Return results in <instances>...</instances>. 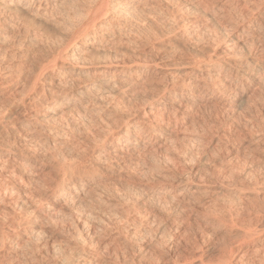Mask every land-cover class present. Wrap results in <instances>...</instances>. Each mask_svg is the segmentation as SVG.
Wrapping results in <instances>:
<instances>
[{
    "label": "rangeland",
    "instance_id": "obj_1",
    "mask_svg": "<svg viewBox=\"0 0 264 264\" xmlns=\"http://www.w3.org/2000/svg\"><path fill=\"white\" fill-rule=\"evenodd\" d=\"M84 1H87V0H84ZM81 3H85V2L82 1ZM237 13L239 12L238 11L227 12L226 18L224 20H227V19L228 20L227 21L219 20V22L233 23V21L237 18ZM196 15L197 16L195 17L187 16V18L189 19L199 18L200 20H204L203 16L201 17L199 13ZM260 15L261 14H258V16H256L254 19L256 23L258 21L257 23L258 25L257 27H255V29L258 28V26L260 28V26L262 25L260 29L258 28L256 29V31L254 29L253 32L254 33L256 32L255 34L257 35L260 32L264 31V17L262 15L261 17ZM28 18L29 20L31 18L30 20L32 21L31 23H34L36 27H39V28H34L35 27L34 26L33 28L29 30V33L30 34L31 33L41 34V39H43L44 41L48 43H47V46H45V45L39 44V42L37 41V43H35L32 48L29 47L28 50H24L23 52H21L22 54H20L19 52V57L14 62L17 65H19V69H21L22 74L20 73L19 75L21 79L19 81V84H20L19 92H17L16 98H19V96L21 95V92H23V88L25 90L26 86L24 87L23 83L25 82L28 83L29 81H31L29 79H33V76H35L36 73L39 72L40 66L48 63L51 60V58L56 55L57 53L56 51H59L58 45L56 46L54 44H57L56 42L61 41V40L68 41L69 39H71V34L65 31H62L64 29L59 25V22L57 19L52 20L53 17L52 19L50 18L42 19V18L33 17V16H29ZM259 23H262V24L260 25ZM153 26H155L154 29L158 31L156 32L157 35H159L157 37L159 38L161 37L160 39H157L158 41H155L156 40L155 39L154 41L150 40V42L148 43V42H145L143 39L141 40L136 39V41L134 40L135 43L133 42V43L126 44V45L116 46L117 48L110 47V46H108L110 48H107L106 46L102 48L99 47L98 50L93 47L89 48V52H87L85 55L87 58L83 57L81 59L84 61V63L83 61L80 60L79 63L81 62L82 63L81 64L78 63V65L75 66L76 69L81 67L85 69L86 72H93L100 68H108L109 70L115 69L117 68L116 66H118L119 63H120L119 66L126 64L125 66L129 65L128 67L132 69L131 72H138L141 70L149 71L148 73H151V77L153 78L151 79L153 80L151 84H154L155 82L160 83V81H157V80L161 76L164 77L163 75H166L165 77L169 81H177V80L187 77L190 71H193V72L196 71V68L193 65L194 62L197 60L204 59L207 56H210L212 52H216L217 54H221L223 56L229 55L231 58L241 57L239 59L242 62H245V61L252 62V63H249L247 66H245L246 68L244 67V69L246 70L251 69L252 72L253 71L255 72L256 70H258L259 64H264V57H263L264 50L262 53L263 56L258 51L259 48L264 45L257 43L255 48L252 51H249L248 49L249 40L248 38H246L245 40H247L248 42L247 41L245 42L244 40V42H242V44L237 46L236 49L234 50L232 49L231 50L232 52L231 51L227 52L225 51L227 43L224 37V33L220 31L219 27L217 26L212 27V24L210 25L207 24V27L209 30H211V33L215 34V32L217 31L219 32V33L218 32L216 33L217 35L215 34L216 42L215 43L212 42L213 41L212 36L203 34V36H206L205 37L206 43H201V44L200 43L196 44V43L185 41L184 38L181 37V33H177L173 35L169 34L168 36H162L163 34L165 35L166 33L164 32L162 33L161 31H159L160 28H158V26L157 27L156 25H153ZM214 27L217 29L215 30ZM35 29H39V30H35ZM45 32H47V34H45ZM201 32L202 31L198 32V37L202 36V33H204V32L202 33ZM25 33L22 31L23 35ZM66 34H69V35H66ZM82 42L83 41L78 40L75 46L77 44H81ZM151 42H154V43H151ZM51 45H54V46H51ZM84 58H86V60ZM109 61L113 64H111ZM65 62L66 61L64 60H59L57 61V66H61L63 64V67H65L66 66ZM88 63H92V64H89L90 66H87ZM154 65H158V67L155 68ZM26 74L30 76H27ZM49 75L50 74L48 72L44 75V77L49 78ZM244 82L247 83L246 79L244 80ZM158 85L156 86L151 85L149 87L147 86L146 89L144 90L145 92L139 93L141 94L140 96H138L139 94L131 96L130 97L131 99L129 97L125 98L121 96L119 99L122 100L124 98L125 100L123 99V102H121L120 100H118V98H115V97H111L113 101H111V99L109 98L108 99L109 104L106 105L105 110H107L108 108L109 109L107 111L104 110L105 113L103 112L102 114H100L101 116H96V117H101L102 119L98 118L99 119L98 120L99 122H98L97 119L96 120L92 119V117H95V116H90V119H92L93 121L90 120L89 122H84L87 125L83 124V122L81 121L80 122L78 121V125L79 123H81L80 124L81 127L77 126L79 128L75 129L74 131L75 132L74 136L77 137L78 140L77 138H75L76 139L74 140L75 144L72 145L71 148H70V145L73 142H71L70 145L68 144L67 146H65L62 150H59L60 152L55 151L52 147L49 148L50 147L49 145L47 148L46 147L47 145L45 144H43V148L35 147L36 149L35 151V149H32V148H34L36 144L33 143L34 145H31L30 143H28L31 146L26 144L28 145L27 148L29 149L31 147L32 151H30L31 149H29V154L28 155L26 154L25 156H23V159H22V158H19V155L24 154L21 151H23V146H26V145H24L21 142H16L20 140H17V139L15 140L11 138L9 142H12L13 144L11 143L4 144L0 142V145H1L0 157L7 158V157L15 156L18 159H20L22 162H19L17 164L18 165L17 169L19 168L18 170L22 172L23 170H25L23 172L24 174L21 173L23 176L25 175V173L28 172V170H30V172H33V171L37 172L38 175L35 172L33 173H35L39 177V179L40 177H42L41 179H43V177L44 178L46 177L45 178L46 182H44L41 179L40 180L41 182H43L42 184L47 183V186L50 187V189L46 187V185H45V188L42 187L43 189L42 188L38 189L40 188V186H44V185H40L41 182L36 185H32L28 183L26 185L30 191L34 188L35 190L37 189L36 191L35 190H32L33 192L31 191L34 196L36 195V197H34L33 199L34 200L33 207L40 208V206L41 207L44 206V207L53 208V205L48 200V196L52 194L53 192H55L56 190L58 191L60 190L61 187H59L58 189V185L62 181L61 173H63L62 171H64V169L69 166H71L72 168L74 167L73 168L74 170L71 173L73 176L72 181L75 184L78 183L76 184V186L79 189L81 188L80 190L81 194L79 193L80 197L81 198L84 197L82 199V203L80 204L81 206H79L82 208V210L78 206L76 209L75 206L72 207L69 205L64 206L63 208H60V212L54 213L51 216L50 218L51 220L50 222H48L47 227L46 226L44 227L43 231L46 237L44 236L43 239L41 238L42 241L38 240V242L40 241L38 247H36L35 243L37 242L35 241L31 243L29 246H32V247L34 246V248H39V246L43 247L41 244L43 243L44 245V242H45L44 239L47 238V235H48L47 232H48L49 234H52L53 237H55L54 238L55 240L57 239L56 241H61V243L56 242V244L60 243L58 245H63L62 249H64L66 251L65 253L67 254V249L69 248H72V247H75L78 249L83 248L82 242H85L86 240H87L86 243L83 245L84 248L86 247L85 246L86 244L90 245V243H88L89 237L87 236V233H90L91 227H93V225H96L94 227L97 233L95 232L96 238H94L95 239L94 242L99 241L100 244H102V246H100L102 250H100V248L97 249L95 245H91L92 247L89 246V247H86V249L84 248L83 249H84V252H87L85 254L89 253V254H93L94 256H98L105 252L104 254H106L108 257L106 255L104 256V254H102L103 255L102 258L101 256L100 257L98 256V258L96 257L97 260H99L100 262L102 261L101 263L103 264H112V263L113 264L115 263L116 264H128V263L129 264H139V263L140 264H143V263L144 264H153V263L154 264H176L178 261L179 263H181V261L184 258H186L187 253L189 254L190 251L195 252V250H197L198 252V249L204 250V251L206 249H209L210 252H213V257L210 258L211 261L209 259L210 261L209 264H211V262H215L220 257V255L226 254V252L229 249H232L234 252H238L240 255L244 254L245 258L248 259V258H251L249 256H252L253 254L252 252L255 251L257 248H264V239H257L253 242L240 244V246L237 247L239 242L245 238L244 237L245 234L243 231H241V229L247 225L248 219H249L247 214L245 212H242L239 208L233 211L232 223L235 225V227H223L220 225V223L217 220L209 217L207 215L205 208L202 207L201 204L197 203L195 200H193L192 202H188L185 198H181L179 202L174 203L171 201L170 195H165V198L163 197L162 199H158V194H162L165 192H167V194L168 193L176 194L173 191V189L171 190V185L173 182H175V180H179L183 182L184 188L182 189H184L183 192L185 193H190V192L199 193L202 190L203 183L204 182L209 183L210 184V189H209L210 200L220 203V204H224L228 202L229 200L235 198L236 192H235L232 181H229L228 179H226L224 175L217 173L216 168L213 167V164L216 166H219L221 161H224L225 163H227L228 161H231L234 165L237 162L239 163L251 162L250 155H253V154L259 155V150L264 149V144L256 143V141L258 140L257 139L258 137H249L247 132L244 131V126L246 125L248 118H255L256 123H260L261 120H264V84L260 85L259 83V85H257V83H255V85H253L251 89L253 93L252 91L247 92L245 95L238 98V100L236 99L232 101L227 106L223 105L222 103H217V102H221V101H216L218 97L215 98L214 100H211L212 97H216L220 95L218 94L219 92H216V93L214 92L213 94H211V99H209L211 101L201 102L202 104L198 106V108L195 110L196 112H194L193 116L190 118L183 116L185 112L181 110L180 114H178L179 116H182V118L180 117L182 120L178 117L179 120H178L177 126H179L180 128V133L178 134L177 138L175 140H172L171 143L166 144L164 149L159 150L160 152L157 151L158 153L156 152L155 154L152 153L150 154V156L147 157L148 160H144L145 161L144 163L147 164L148 168H153L155 166L153 163V157L161 161H163L165 157H168L174 162L173 164H169L166 170V174L169 177H171V179H169L163 185L162 188H158L155 182L148 183V181L144 180L143 178L132 175L130 171L131 168L127 170H123V171H121L120 169L114 168V166L110 168L108 163L104 162V160L102 161L103 158H101L99 154H97L99 148L101 147L98 145H102L104 142L109 141V138L116 135L118 133V130L121 127L125 126L122 124H125L127 121H131L135 119V115L140 118V116L142 115L144 111L149 110V109L154 110V108L160 106L159 103L162 101V98L160 97L161 91H159L160 89ZM217 85L218 87L215 86V88L217 87L218 90H222L220 93H223L222 95H220L221 98H228V99L232 98L231 94L229 93L227 94V91L230 89L227 84L220 83ZM45 88L46 89L49 88L48 83L41 85L40 89H38L37 87L36 90H42V89L46 90ZM223 91H226V92H223ZM177 92L178 93L181 92L179 87H177ZM22 94H24V92ZM127 98H129V100ZM115 100H117L118 102ZM113 102L115 104L119 103V105L121 106H118L117 104L114 105ZM112 105L114 106V108ZM126 117H128L129 119L127 121L126 120L124 121L123 119H126ZM147 123L146 121L144 123L142 122L140 123L142 124L143 130L145 128L146 132L149 131L147 127H144V126H148V125H145ZM154 123L158 124L157 120H154L153 124ZM63 125L65 126L63 122L51 123V126H53V128H60V127L64 128ZM158 125L159 127L162 126L160 122ZM82 127L84 129H82ZM67 129H69V127H67ZM193 130L195 131L194 136H197L202 143L208 144L207 148L202 150L199 147H193L195 141L194 142L186 141V139H188L190 136L194 134ZM241 132H244V137L246 138L241 137L240 135ZM105 137H106V140H104ZM102 139L104 142L102 141ZM16 144L17 146L14 147ZM217 145H219L220 149H224L225 151L221 152L220 159H213V152L216 151ZM39 146L42 147L41 144ZM18 148H21V151ZM46 149H49V150L51 149L52 151H47ZM33 150L35 153H33ZM61 151L63 152V154L59 155L62 153ZM66 151L68 152L65 154L64 152ZM51 152L52 153L54 152V154L52 155ZM185 153H187V155H185ZM31 154H32V157H31ZM39 154L42 155L43 157L40 156ZM50 155H51V158H49ZM94 155L95 156L97 155L98 159L100 160L97 159V156L95 158ZM53 156H56V157L53 158ZM30 157L32 159H29ZM45 157H48V158H45ZM46 159H47V162H46ZM26 160L27 161L31 160V161H29V164H28ZM210 160L212 161V164L209 163ZM73 161H75L74 164L72 163ZM43 162H46V163H43ZM38 163L39 164L42 163V164L38 165ZM104 163H107L108 166H106V164ZM61 165L63 166V169H61L62 168ZM57 170H59L60 172ZM119 170L120 172H118ZM44 172H48L49 174L44 173ZM56 172H58L59 175L58 174L56 175ZM39 173L44 174V175L46 174V175L41 176V174ZM207 173H211L212 179H209L206 176ZM58 178H60L59 179L60 182L58 181ZM55 181L56 183L58 182L56 186H55ZM10 183L11 184L9 187L13 186L12 188H15V190L19 188H23V184L19 183L18 181L16 182V184L17 183L18 184L17 185L15 184L16 186L12 184V182ZM19 184L21 186H19ZM30 186L32 187L34 186V187L31 188ZM51 189H54V190L52 191ZM19 190H22V189H19ZM37 191L39 192V194H37L38 193ZM7 194L9 195L11 193L7 191ZM36 198L39 201H37ZM85 202H87L88 204ZM9 208L11 207H5V208L2 206L0 207L1 209L0 210V228L3 227L4 230H6V228L10 224H14L13 217H15L16 219L24 218V220H26L25 221L26 223L35 222V217L32 216V214H30L31 211H29L30 216H28V211L24 213L18 210L19 208L18 209L14 208L13 211L15 212H13L12 211L13 208L11 209ZM72 208L73 210H71ZM56 214H60V215H56ZM81 219L85 221H82ZM80 221H82L81 224H80ZM87 221L88 223L86 224L85 222ZM74 222L76 224H74ZM90 222H94V223H90ZM136 222L138 223L135 224ZM110 223L112 224L110 225ZM119 223L121 226H119ZM103 224L106 225V227H107V224L108 226H111V227L106 228L104 227ZM113 224L114 226L116 225V227H114ZM54 225H57V226L55 227ZM76 225L81 226V228ZM83 225L85 227L82 228ZM130 225H133L135 227H132V226L130 227ZM139 225L141 226L140 229L138 228L140 227ZM97 226L99 228H101L102 226L103 227L99 229ZM263 226H264V222L260 223L259 227L261 229H264ZM136 227L138 228L137 229L138 231L139 230L143 231L141 232L143 233L142 235L143 237L141 236V238H139L140 240H137V243H134L133 241H132L133 243L132 245L128 243L127 250L126 248L125 250L122 249L120 252H118L119 254L117 252H114L116 250V246L114 244L116 243L113 241V237L119 235V232L124 230V228H125L124 231L128 230V232H131L132 230H135ZM114 228H116V230L117 228H119L120 231L117 232ZM61 229L63 233H60ZM81 229H83L84 232L85 231L87 232L86 233H84L83 231L80 232ZM109 231L111 233H109ZM76 233L77 234L80 233L81 235L80 234L77 235ZM98 233H101V234H98ZM122 234L125 235L124 232H121V235ZM169 234H175L176 241L173 240L174 238L173 239L170 238V236H168ZM84 235L86 236V238ZM99 235L106 236L105 238L107 239ZM100 237L102 238L100 239ZM75 239H77V241ZM118 241L121 242V239ZM140 241H143V243L142 242L140 243ZM108 242L109 243L113 242L114 244L112 243L113 245L110 246ZM122 243H125V241L122 240ZM155 244H156V247L154 246ZM163 244H165L164 247H163ZM129 246H131V249H129L130 248ZM157 246L160 248H158ZM170 247L171 249L169 250ZM92 248H94L93 251H92ZM108 248L111 249L113 253H111V250H109ZM135 248L137 250H135ZM140 248L142 251L139 250ZM41 249L42 250L36 253L34 257L35 260L37 261V264H48V261L55 260L58 256V254L54 255V253L51 252L50 246H48V248H41ZM45 249L49 251L46 252ZM106 249L107 251H105ZM10 252L15 253L14 251H10ZM98 252H101V253H98ZM122 252L124 253L126 252L127 256L123 254ZM138 252H141V253H139V255L135 254ZM114 253L116 254L114 255ZM156 253H159V255ZM132 254H134V256H131ZM141 254H143L144 256ZM119 255H122V256L119 257ZM121 257H123V259ZM128 257H132V258H128ZM38 258H40V260H38ZM112 258L116 260L113 259L114 261H111ZM134 258H136L137 260ZM117 259L119 261H117ZM132 259L134 262L132 261Z\"/></svg>",
    "mask_w": 264,
    "mask_h": 264
},
{
    "label": "bare ground",
    "instance_id": "obj_2",
    "mask_svg": "<svg viewBox=\"0 0 264 264\" xmlns=\"http://www.w3.org/2000/svg\"><path fill=\"white\" fill-rule=\"evenodd\" d=\"M82 1L85 3H81ZM63 2H64V0H0V72H3L5 69H7L9 67V64L11 65V69H12L11 75H7V73L5 74V75H7V78H5V75H0V142L1 143L13 144L12 142H9L10 139L13 138L15 140L16 139L20 140V141H16V142H21L24 145H26L28 143H30L31 145H34L33 143H35L36 146H34V148H32V149H35V147L43 148V144H45V145H47L46 146L47 148L49 145L50 146L49 148L52 147L55 151L60 152L59 150H62L65 146H67L68 144L70 145V143L73 142L70 145V148H71V146L75 144L74 143L75 142L74 140H76L75 138H77L74 136V133H75L74 131H75V129L81 127V125H80L81 123H79V125H78V121L83 122V124H86L84 122H89L90 120L93 121V120L97 119V121H98L99 120L98 118H101V117H96V116H101L100 114H102L104 112V110L106 109V105L109 104L108 103L109 98L111 99V97H115V98H118V100H120L121 102H123V99H124L123 97H125V98L129 97L130 98L131 96H134V95L139 94L141 92L143 93V92H145L144 90L146 89V87L149 84H151V82H153V80H151V79H153L151 77V73H148L149 71L141 70L138 72H131L132 69L128 67L129 65L125 66L126 64L119 66L120 65V63H119V65L116 66L117 68H115V69L109 70L108 68H100V69H97L96 71H93V72H86L85 69H83L81 67L76 69L75 66L78 65L79 61L83 57H86L85 55L87 52H89V48L93 47V48L98 50L99 47L102 48L104 46H106L107 48H110V47H116V46L130 44L133 42L135 43V41H136V35L135 34H137V33H147L149 36V39L144 40V41L149 43L150 40L154 41L157 38V36H159L156 33L158 31L156 29H154L155 26H153V25H156V27L158 26V28H160L159 31H161L162 33L163 32L166 33L165 35L161 34L162 36H168L169 34L173 35V34L181 33V37H183L185 41L199 44L200 42L198 39L199 38L198 32L202 31V32H204V33L201 32L202 35L206 34V30L208 29L207 24H209V25L212 24V27L217 26V27H219L220 31L222 33H224V37H225L226 43H227L225 51L230 52L232 49L234 50V49H236L237 46L242 44V42H244V40L246 38H248L249 32H253L255 27H257V25H258L257 24L258 21L256 23L254 20L252 22V28L249 29L247 24H233L230 22H224V21L228 20V19L224 20L226 18L227 12H230V11L240 12L245 7L250 6L251 0H87V1H84V0L80 1L79 0V2L82 4V6L85 9H89V8L94 9L95 6L104 5V11L107 13V15L103 16V18H100V17L95 18L94 23H92L91 21L85 22V25L91 23V27H89L87 32H85V34L79 39V41H83V42L81 44H77L76 46L74 45V47H72L66 54H64V56L61 60L66 61L65 62L66 66L64 65L65 67H63V64L61 66H57V61H56L54 67H52L51 69H49L48 71H46L44 73V75H45L46 73L49 72V74H50L49 78H45L43 75L41 77L40 83L33 89L32 88V82L35 79V76H33V79H29L31 81L28 80L29 81L28 83L25 82L27 85L25 83H23V86L24 87L26 86L25 90L23 88L24 94H22L23 92H21V95L19 96V98H16V94H17V92H19V86H20L19 81L21 79L19 75L21 73V69H19V65H17L14 61H16V59L19 57V52L16 53V59L12 60V52L9 51V49H12V50L17 49L20 46L21 41L24 42V50H28L29 47L32 48L33 45L35 43H37L36 37L41 38V34H39V33H33V34L31 33L30 34L29 33V30L31 28H33L34 26H35L34 28H39V27H36V25H34V23H31L32 22V21H30L31 18L29 20L28 17L33 16V17H39L42 19L43 18L52 19V17L55 16L54 10L56 8H58ZM198 13L200 14L201 17L203 16L204 20H200L199 18H196V19L195 18H191V19L187 18V16L195 17V16H197L196 14H198ZM229 14H228V16H229ZM172 16H175L177 21H178L177 27L179 28V31H176V29L173 28L167 22V19L172 17ZM262 16L264 17V15H262ZM52 20H55V19L53 18ZM219 20H224L223 21L224 23L219 22ZM142 23H146L145 28H140V24H142ZM259 24L261 25L262 23H259ZM261 26H260V28H261ZM40 27H42V26H40ZM258 28H259V26H258ZM258 28H256V29H258ZM216 29L217 28H215V30ZM256 29H255V31H256ZM35 30H39V29H35ZM22 31L24 33L25 32L26 33L23 35ZM62 31H64V30H62ZM217 32H215V34ZM45 34H47V32H45ZM66 35H69V34H66ZM66 35H64V36H66ZM155 41H158V40L156 39ZM246 41L247 40H245V42ZM151 43H154V42H151ZM187 44H189V43H187ZM54 45L57 46V44H54ZM54 45H51V46H54ZM108 46H110V47H108ZM263 50H264V46H261L258 50L261 55L263 53ZM56 52H58V51H56ZM259 53H258V55H259ZM20 54H22V53L20 52ZM227 56H223L221 54H217L216 52H212V54L210 56H207L204 59L195 61L193 65L195 66L196 71L195 72L190 71L189 74L187 75V77L180 79V80H177V81H169L166 79V77H165L166 75H163L164 77L161 76L157 80V81H160V83H157L154 81L155 83L151 84L152 86L153 85L156 86V85L160 84V85H158V87L160 89V90L159 89L158 90L161 91V93L159 92L161 94L160 97L162 98V101L159 103L160 106L154 108V110L149 109V110L144 111L142 113V115L140 116V118L135 115V119H133L131 121H127L129 119L128 117H126V119H123L124 121L125 120L127 121L125 124H122L125 126L121 127V128L119 127L120 129L118 128L119 129L118 133L116 135H114L113 137L109 138V141L104 142L102 139V141L104 143L102 145H98L101 147L99 148L97 154H99V156L101 158H103L102 161L104 160V162H107L110 168H112L114 166V168L120 169L121 171L127 170L129 168H133V167H135V165L137 163H140L141 161L145 162L144 160H148L147 157L150 156V154H152V153L155 154V152L158 153L157 151L164 149L166 144L171 143L172 140H175L177 138L178 134L180 133V128H179V126H177V123L179 120L178 117L182 118V116H179L178 114H180L181 110L185 112L184 115L182 114L183 116L190 118L193 116L194 112H196L195 110L198 108V106L202 104L201 102H210L211 100H214L215 98L218 97V99L216 101H221V102H217V103H222L223 105L227 106L232 101H234L236 99L238 100V98L242 97L247 92H251L252 91L251 89H252L253 85H255V83H257V85H259V83H260V85L264 84V64H259L258 70H256L255 72L254 71L252 72L251 69L250 70L244 69L245 66H247L249 63H252V62H248V61L242 62L238 58H231L229 55H227ZM54 57L55 56H53L50 61H52ZM86 58H84V59L86 60ZM209 58H211V59H209ZM81 61H83V60H81ZM198 61L200 63L197 64ZM48 63H46L45 65H47ZM81 63H79V64H81ZM83 63H84V61H83ZM89 64H92V63H88L87 66H90ZM111 64H113V63H111ZM45 65L43 64V65H41L42 67L40 66L39 72L41 71L42 68L45 67ZM256 65H257V63H256ZM154 67L156 68V67H158V65H154ZM29 69H30V67H29ZM27 71H28V69H27ZM132 74H134V75H132ZM27 76H30V75H27ZM245 79H246L247 83L244 82ZM46 83H48V85H49L48 89L45 88L46 90H44V89L36 90L37 87H38V89H40V86L43 84H46ZM220 83L228 85V87L230 89L227 91V94L228 93L231 94V97H232L231 99L221 98L220 95H222L223 93H220V92L222 90L217 89V87H218L217 84H220ZM16 85H18V86H16ZM151 85H149V86H151ZM215 86H217V87L215 88ZM177 87H179V89L181 91L180 93L177 92ZM156 90H157V88H156ZM214 92L215 93L219 92L218 94H220V95L217 94L218 96L212 97V99H211V94H213ZM223 92H226V91H223ZM252 93H253V91H252ZM140 95L141 94H139L138 96H140ZM121 96H123L122 100L119 99ZM142 96H144V95H142ZM129 98H127V99L129 100ZM209 99H211V100H209ZM111 101H113V100L111 99ZM115 101H117V100H115ZM116 104L118 106H121V105H119V103H116ZM116 104L114 103V105H116ZM110 107H111V105H110ZM123 107H124V105H123ZM113 108H114V106H113ZM107 110H105V111H107ZM135 113H137V112H135ZM106 115H108V114H106ZM106 115H104V116H106ZM90 116H95L96 118L92 117V119H93L92 120V119H90ZM132 117H133V115H132ZM132 117H130V118H132ZM103 119H105V118H103ZM144 120L146 121V123L148 122L147 124H145L148 126H144V127H147L149 129L148 132L145 131V128L143 130L142 124H140L141 122L144 123L145 122ZM154 120H157L158 124L160 122L162 124V126L159 127L158 124H155V123L153 124ZM54 122H63L65 124V126L63 125L64 128H61V127L60 128H53V126H51V123H54ZM90 123H92V122H90ZM90 123H88V124H90ZM61 126H62V124H61ZM77 126H79V127H77ZM67 127H69V129H67ZM147 128H146V130H147ZM82 129H84V128L82 127ZM193 131H192V133H193ZM108 134H109V132H108ZM194 135H195V131H194V134L192 136H190L188 139H186V141H190V142L195 141L196 142L197 140H199V138L197 136H194ZM106 137L104 138V140H106ZM257 139H259V138H257ZM77 140H78V138H77ZM40 144L42 145V147L39 146ZM98 144H100V143H98ZM28 145L23 146V151H21V148H18V149H20V151L22 153H24L22 155H19V158L23 159V156H25L26 154L27 155L29 154V149H31V147L28 149L27 148ZM31 145H29V146H31ZM16 146H17V144L14 147H16ZM24 147H26V148H24ZM32 149L30 151H32ZM0 150H1V145H0ZM39 150H38V152H39ZM46 150L52 151L51 149L50 150L46 149ZM46 150H44V151H46ZM35 151H36V149H35ZM54 152L53 153L51 152L52 155L54 154ZM67 152L68 151H66L64 153L66 154ZM33 153H35L34 150H33ZM62 154H63V152L59 155H62ZM44 155H45V153H44ZM40 156H42V155H40ZM56 156H53V158H55ZM64 156H66V155H64ZM96 156H95V158H96ZM31 157H32V154H31ZM31 157L29 159H32ZM45 158H48V157H45ZM49 158H51V155ZM97 159H98V156H97ZM98 160H100V159H98ZM29 161H31V160L27 161L28 164H29ZM19 162H22V161L15 156L7 157V158L0 157V207L1 206L4 208L5 207H11V208H13L12 211L14 210V208H17V209L19 208L18 210H20L24 213H26L28 211V216H30L29 211H31L30 214H32V216L35 217V222H32V223L27 222L26 223L25 222L26 220H24V218H21V219H23L22 226L18 229V231L15 233V235H10V240H9V243L7 244L8 246L6 247V252L4 254H2V259L4 261H10V260L16 259L17 257H20L22 255V253L18 250L17 245H21V246L25 245V244L30 245L34 241L35 242H37L38 240L42 241L43 237L44 236L46 237V235L44 234V231H43L44 227L45 226L47 227L48 222H50V220H51L50 219L51 216L54 213L60 212V208H63L64 206H68V205L72 206V207L75 206L77 209V206L78 207L81 206L80 204L82 203V199L84 198V197H82V198L80 197L81 188L79 189L76 186V184H78V183H76V184L73 183V181H72L73 176H72V174H70L69 178L66 181L60 182L59 181L60 178H58V181L60 182V184H59L60 186L58 185V189H59V187H61L60 190L59 191L56 190L55 192H53L52 194H50L48 196V200L53 205V208L50 205L49 206L51 208L44 207V206L43 207L40 206V208L33 207V205H34L33 199H34V197H36V195L34 196L32 194V192H33L32 190H35V188L32 189L31 190L32 192H31L27 188L26 185H27V183L32 184V185H36V184H39L41 182V180L46 182L45 181L46 177L45 178L43 177V179H41L42 177H40V179H41L40 180L39 177L37 176L38 173L33 171V172L37 173V175H36L35 173L30 172V170H28V172L25 173V175L23 176L21 173H23L25 170H23V172H22V171L18 170L19 168L17 169V167H18L17 164ZM46 162H47V159H46ZM46 162H43V163H46ZM107 163H104V164H106V166H108ZM40 164H42V163H40ZM40 164L38 163V165H40ZM23 167H25V166H23ZM61 167H62L61 169H63L62 165H61ZM58 168H60V167H58ZM120 170L118 172H120ZM57 171H59V170H57ZM44 173H48V172H44ZM39 174H41V173H39ZM57 174H58V172H56V175ZM43 175L44 174H41V176H43ZM61 175H63V173H61ZM59 177H61V176H59ZM76 177H78V176H76ZM17 181L19 183L23 184V188H19L22 190H19V189L15 190V188H12L13 186L9 187L11 184L10 182H12V184L15 185ZM56 181H55V186L58 183V182L56 183ZM42 183L43 182H41L40 185H44V186H40V188H38V187H36V188H38V189H41L42 187L45 188V185H46V187H48L47 183L46 184H42ZM19 186H21V185L19 184ZM30 187L33 188L34 186L33 187L30 186ZM48 188L50 189V187H48ZM182 188H184L183 182L179 181V180H175V182H173L171 185V190L173 189V191L175 193L183 192L184 189H182ZM51 190L53 191L54 189H51ZM7 191H9L11 194L8 195ZM37 194H39V192ZM158 195L165 198V195H167V192L162 193V194H158ZM84 196H85V194H84ZM156 198H157V196H156ZM158 199H162V198H158ZM36 200H37V198H36ZM42 200H44V199H42ZM37 201H39V200H37ZM46 203H47V201H46ZM85 203H87V202H85ZM88 206H90V205H88ZM11 208H9V209H11ZM79 208H81V207H79ZM71 210H73V208ZM81 210H82V208H81ZM2 212H3V210H2ZM13 212H15V211H13ZM56 215H60V214H56ZM69 219H71V218H69ZM72 220H74V219H72ZM82 221H85V220H82ZM82 221H80V224L82 223ZM88 221L85 223L87 224ZM95 221H97V220H95ZM77 222H79V221H77ZM62 223H64V222H62ZM90 223H94V222H90ZM137 223L138 222H136L135 224H137ZM74 224H76V223L74 222ZM111 224L112 223H110V225ZM123 224H125V223H123ZM14 226H15L14 224H10L6 228V231L10 227H14ZM54 226L56 227L57 225H54ZM76 226H78V225H76ZM94 226H96V225H93V227L90 226L91 231L89 230L90 233H87V236L89 237L88 243H90V245L86 244L85 246L89 247L91 245H95L98 249V248H100V246H102V244H100L99 241L94 242L95 241L94 238H96L95 237L96 231H95ZM113 226H114V224H113ZM119 226H121L120 223H119ZM119 226H117V227H119ZM131 226L135 227L133 225H130V227ZM78 227L81 228V226H78ZM83 227H85V226L83 225L82 228ZM104 227H106V225H104ZM107 227L110 228L111 226H108V224H107ZM114 227H116V225ZM101 228H99V229H101ZM138 228L140 229L141 226ZM138 228L136 227V229L132 230L131 232H128V230L124 231L125 230V228H124V230H122L121 232H124L125 235H123V234L121 235V232H119V235L113 237V241L116 243V244H114L112 242L116 246V250L114 252L118 253L122 249L125 250V248L127 250L128 243L132 245L133 244L132 241L134 243H137V240H140L139 238H141V236L143 235V233H141L143 231H140V230L138 231L137 230ZM86 229H88V228H86ZM114 229L116 230V228H114ZM81 231L84 232L83 229H81L80 232ZM116 231L117 232L120 231L119 228H117ZM86 232L87 231H85L84 233H86ZM102 232H104V231H102ZM60 233H63L62 229H61ZM109 233H111V232L109 231ZM47 234H48L47 238L44 239L45 240L44 245L41 242L42 243L41 245L43 247L39 246V250L41 251L42 250L41 248H48V246H50L51 252L54 253V255L58 254L57 248L62 249V246H63V245H58L61 243V241H56L57 239L55 240L54 239L55 237H53L52 234H49L48 232H47ZM79 234H77V235H79ZM98 234H101V233H98ZM61 235H63V234H61ZM107 235H108V233H107ZM120 235L123 237H121ZM99 236H102V235H99ZM168 236H170V238H172V239L174 238L173 240L176 241L175 234H169ZM102 237L105 238L106 236H102ZM102 237H100V239ZM85 238H86V236H85ZM105 239H107V238H105ZM120 239H121V242L118 241ZM67 240H69V239H67ZM75 240L77 241V239H75ZM122 240L125 241V243H122ZM156 240H158V239H156ZM86 241L82 242L83 245L86 243ZM102 241H104V240H102ZM39 242L35 243L36 247H38ZM56 242H60V243L56 244ZM141 242L143 243V241H140V243ZM112 243H109L110 246L113 245ZM138 243H139V241H138ZM83 245H82V247L84 248ZM158 245H160V244H158ZM143 246H145V245H143ZM154 246L156 247V244ZM154 246H152V247H154ZM161 246H162V244H161ZM164 246H165V244H163V247ZM65 247H66V245H65ZM86 247L84 249H86ZM106 247H107V245H106ZM129 247H130L129 249H131V246H129ZM33 248H34V246H33ZM94 248H92V251L94 250ZM133 248H134V246H133ZM158 248H160V247H158ZM84 249H83V251H84ZM170 249H171V247L169 248V250ZM100 250H102V249L100 248ZM109 250H111V249H109ZM109 250H108V252H109ZM135 250H137V249L135 248ZM139 250H141V248ZM10 251H14L15 253H11ZM48 251L49 250H46V252H48ZM105 251H107V249ZM101 252H98V253H101ZM145 252H146V250H145ZM152 252H154V251H152ZM85 253H87V252H84V254ZM104 253H102V254H104ZM111 253H113L112 250H111ZM122 253L126 255V252L125 253L122 252ZM139 253H141V252H138L135 254L139 255ZM148 253H149V251H148ZM40 254H42V253H40ZM48 254H50V253H48ZM95 254H97V253H95ZM102 254H100L98 256L99 257L101 256V258H102V256H103ZM115 254L116 253H114V255ZM156 254L159 255V253H156ZM105 255L106 254H104V256ZM141 255H143V254H141ZM98 256H94L93 254H89V253L85 254L84 260L81 262V264H103V263H101L102 261L100 262L99 260H97ZM110 256H112V255H110ZM120 256H122V255H119V257ZM131 256H134V254H132ZM143 256H141V257H143ZM198 257L203 258L204 264H209L211 261L210 258L213 257V252H210L209 249H206L205 251L199 250L198 252H197V250H195V252L190 251L189 254L187 253L186 258H184L181 261V263H179V261L177 263L188 264L189 261H196V264H200V261L197 259ZM249 257H251V256H249ZM114 258H116V257H114ZM114 258H112L111 261L116 260ZM121 258L123 259V257H121ZM128 258H132V257H128ZM136 258H134V259H136ZM171 259H172V257H171ZM209 259H210V261H209ZM38 260H40V258H38ZM108 260H110V259H108ZM129 260H131V259H129ZM117 261H119V260L117 259ZM132 261H133V259H132ZM105 262H107V261H105Z\"/></svg>",
    "mask_w": 264,
    "mask_h": 264
},
{
    "label": "clouds",
    "instance_id": "obj_3",
    "mask_svg": "<svg viewBox=\"0 0 264 264\" xmlns=\"http://www.w3.org/2000/svg\"><path fill=\"white\" fill-rule=\"evenodd\" d=\"M54 12L55 16L53 18L59 21V25L65 32L71 34V39L57 42L59 51L56 53L53 60L35 75V79L32 82L33 89L40 83L44 73L54 67L56 61L61 60L64 54H66L85 32H87L88 28L91 27V23L85 25V22L91 21L94 23L95 18H103V16L107 15L104 11V5L95 6L94 9H85L79 0H64ZM258 14L264 15V0H251L250 6L245 7L237 13V18L233 23L247 24L249 29H251L252 21ZM167 22L175 28L176 31H179L177 27L178 21L175 16L168 18ZM145 27L146 23L140 24V28ZM135 35L137 40L149 39L147 33H137ZM206 35L212 36V42H216L215 34L211 33V30H206ZM156 39H159V37ZM198 39L200 43H206L205 36L202 35ZM36 40L39 44L47 46L48 42L42 40L40 37H36ZM248 40L249 51H252L257 43L264 45V31L260 32L258 35L254 32H249ZM9 51L12 52V60H15L16 53L24 51V42L21 41L17 49H9ZM237 58L239 59L241 57ZM198 63L200 62L198 61L197 64ZM6 73L7 75L12 74L10 64L7 69L0 72V75H5ZM7 75H5V78H7ZM244 131L247 132L249 137H258L259 139L256 143L264 144V120H261L260 123H256L255 118H248L244 126ZM240 135L242 138H246L244 137V132H241ZM193 147H199L203 150L208 147V144H204L197 140ZM223 151L225 150L220 149L219 145H217L216 151L213 152V159H220L221 152ZM185 155H187V153H185ZM250 161L251 162L245 163L237 162L235 165L231 161L227 163L221 161L219 166L213 164L217 173L224 175L226 179L232 181L236 192L235 198L224 204L210 200V184L207 182L203 183L202 190L199 193L178 192L176 194L168 193L167 195L171 196V201L174 203L179 202L181 198H185L188 202L195 200L205 208L209 217L217 220L223 227H235L232 223L233 211L235 209L239 208L242 212H245L249 217L247 225L241 229L245 234V238L239 242L237 247H239L240 244L253 242L257 239H264V229L259 227L260 223L264 222V149L259 150V155H250ZM72 163L74 164L75 161ZM153 163L155 166L153 168H148L147 164L141 161L137 163L135 167L131 168L130 171L132 175L139 176L148 181V183L155 182L158 188H162L163 185L171 179V177L166 174V170L168 165L174 162L168 157H165L163 161L153 157ZM209 163L212 164V161L210 160ZM73 170L71 166L65 168L61 178L62 181H66ZM206 176L212 179L211 173H207ZM158 198L163 197L158 195ZM13 223L15 226L10 227L7 231L0 228V264H37L34 257L40 250L39 248H35L34 251L33 247L29 246V244L22 246L17 245L18 250L22 253L20 257L10 261H4L2 259V254L6 252L10 235H15L22 226L23 219H16L13 217ZM57 253V258L48 261V264H81L85 255L83 248L78 249L75 247L67 249V254L64 249L57 248ZM197 259L200 261V264H204L202 257H198ZM188 264H196V261H189ZM211 264H264V248H257L249 259H246L245 255H240L238 252L229 249L226 254H222L215 262H211Z\"/></svg>",
    "mask_w": 264,
    "mask_h": 264
}]
</instances>
